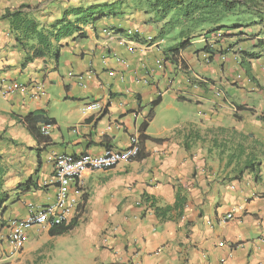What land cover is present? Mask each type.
I'll return each instance as SVG.
<instances>
[{
  "label": "crops",
  "instance_id": "0c3cea01",
  "mask_svg": "<svg viewBox=\"0 0 264 264\" xmlns=\"http://www.w3.org/2000/svg\"><path fill=\"white\" fill-rule=\"evenodd\" d=\"M92 4H114L120 14L82 27L83 40L78 32L62 40L57 60L24 66L25 52L0 20V84L23 87L7 95L0 88L3 221L54 203L56 157L99 156L139 139L160 99L144 132L150 140H139L138 158L71 183L78 204L67 234L31 233L18 253L0 228V264H34L59 246L74 254L71 264H264V24L228 39L200 36L220 53L208 60L189 48L172 63L163 54L169 43L157 39L162 22L146 13L150 0H0V17L25 5L51 24L67 8ZM94 102L100 111L84 113ZM157 109L162 127L150 133ZM31 112L53 121L41 144L22 124ZM144 197L157 208L178 197L181 214L161 220Z\"/></svg>",
  "mask_w": 264,
  "mask_h": 264
},
{
  "label": "trees",
  "instance_id": "16d2710c",
  "mask_svg": "<svg viewBox=\"0 0 264 264\" xmlns=\"http://www.w3.org/2000/svg\"><path fill=\"white\" fill-rule=\"evenodd\" d=\"M35 12V8L23 5L14 10H6L0 17L1 21L8 23L15 45L25 52L22 66L47 56L57 60L59 57L58 43L62 40L72 37L77 32L75 39L83 40L86 36L80 32L82 27L120 14L116 11L114 4H92L67 8L62 11L59 19L51 24H44L35 18L33 15ZM146 13L153 14L159 23L162 22L157 39L169 43L163 52L165 60L176 63L180 54L191 48L193 40L200 36L206 39L213 34L216 39H228L244 34L234 32L240 28L246 29L252 24H264V0H150L149 10ZM228 31L232 33L228 34ZM170 35H172V41H170ZM213 48L214 44H206L198 52L206 53L208 60H211L216 52L220 53V51H214ZM4 89L3 83L2 92ZM159 103L160 99H157L150 104L147 120L139 127L141 142L150 140L144 132L153 118V110ZM52 122L51 119L43 117L41 112L28 113L22 119L26 131L37 144L44 141L39 125L52 126ZM30 186L31 181L28 180L19 187V190H27ZM143 199L149 208H153L154 215L161 220H165L172 211L179 210L178 215L181 214L183 203L178 197L172 207L164 208L154 207L152 200L148 197ZM5 201L0 193V220L5 212L3 209ZM4 223H0L1 228L7 225L5 220ZM75 226L76 219H73L67 225L64 223L51 227L48 235L62 236Z\"/></svg>",
  "mask_w": 264,
  "mask_h": 264
},
{
  "label": "built area",
  "instance_id": "2783aa9c",
  "mask_svg": "<svg viewBox=\"0 0 264 264\" xmlns=\"http://www.w3.org/2000/svg\"><path fill=\"white\" fill-rule=\"evenodd\" d=\"M23 87L15 83L5 84L4 95L22 91ZM99 103H89L83 112L100 111ZM50 125H42L40 134L47 137ZM140 152L137 138H131L129 146L123 150L105 149L99 156L88 154L73 157L62 155L55 158L53 177L57 184V193L52 205L44 207L28 206L29 214L21 219L11 220L7 225L8 241L14 252H19L29 238V232L34 229L48 230L51 227L67 223L77 208V191H71V183L79 181L87 172L108 170L119 163L128 162L137 157ZM228 214L226 219H230ZM104 242L106 239L103 240Z\"/></svg>",
  "mask_w": 264,
  "mask_h": 264
},
{
  "label": "rangeland",
  "instance_id": "374dc122",
  "mask_svg": "<svg viewBox=\"0 0 264 264\" xmlns=\"http://www.w3.org/2000/svg\"><path fill=\"white\" fill-rule=\"evenodd\" d=\"M254 27V26H253ZM244 30L245 29H242V31L241 32H243L244 33ZM264 30V29H263ZM170 37V41H172L171 39H172V35H170L169 36ZM197 39H199V37L198 38H196V39H194L193 40V42H195L194 44H192V46H191V51L193 52L194 50H200V49H202L203 47H204V43L203 42H199V43H197L198 41H197ZM194 56H195V54H194ZM259 60H264V54H262V56L260 57V59ZM193 61H195V63H196V65H199L198 64V62H197V60L194 58V60ZM59 73H60V75H64V70H63V65H60V69H59ZM0 88H1V84H0ZM58 93H59V90L56 88V87H54V86H52V89H51V92H50V94L53 96V98L54 99H57V97H58ZM2 93H1V90H0V99L3 101V98H2ZM159 109H157V116H156V119H155V121H154V123L152 124V126L150 127V129H149V132L151 133H155V132H157L158 130H160L161 129V127H162V124H161V122H160V117H161V114H159ZM168 126V125H167ZM6 222V221H5ZM0 223H4V221H3V217L1 218V220H0ZM4 224H6V223H4ZM1 225V224H0ZM1 228V227H0ZM1 231H2V236L4 237L3 239H5V238H7V228H6V226H4L3 228H1ZM47 229L46 230H42V229H38V228H34V229H32L30 232H29V235L31 234V233H35V235H33L32 237H41V236H43V235H45V234H47ZM59 249H60V251L59 252H56V253H52V255L51 256H49V257H44L43 255L41 256V258H39L38 260H36V262L34 263V264H71V263H74V262H76V261H74V258H75V256H74V254L72 253V252H70V251H68V250H70V249H67V247H64V246H59ZM20 252V251H19ZM18 252V253H19ZM47 253V252H46ZM45 260V261H44ZM29 264V263H28Z\"/></svg>",
  "mask_w": 264,
  "mask_h": 264
},
{
  "label": "clouds",
  "instance_id": "9594fccd",
  "mask_svg": "<svg viewBox=\"0 0 264 264\" xmlns=\"http://www.w3.org/2000/svg\"><path fill=\"white\" fill-rule=\"evenodd\" d=\"M138 139V138H137ZM138 142H139V139H138ZM139 148H140V143H139ZM140 153V152H139ZM137 156H139V154L137 155ZM137 158V157H136ZM136 158H134V159H136ZM133 160V159H132ZM131 161V160H130ZM123 163H125V162H123ZM114 168V167H113ZM112 169V168H111ZM109 170V169H108ZM77 209V208H76ZM9 223V222H8ZM66 224V223H65ZM8 225V224H7ZM7 225H6V228H7ZM49 230V229H48ZM8 233V232H7ZM29 240V239H28ZM26 245V244H25ZM23 249V248H22Z\"/></svg>",
  "mask_w": 264,
  "mask_h": 264
}]
</instances>
